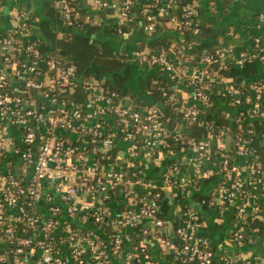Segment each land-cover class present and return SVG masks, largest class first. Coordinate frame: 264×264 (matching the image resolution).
<instances>
[{"label":"built area","instance_id":"obj_1","mask_svg":"<svg viewBox=\"0 0 264 264\" xmlns=\"http://www.w3.org/2000/svg\"><path fill=\"white\" fill-rule=\"evenodd\" d=\"M55 2L71 26L113 19L124 36L141 11L148 34L159 14L190 41L125 52L169 84L157 87L165 103L139 107L105 77L44 51L31 11L13 9L0 33V264H264L252 253L264 250V230L252 225L264 221V83L221 72L264 62V14L251 48L194 54L203 9L219 0ZM201 208L222 226L232 218L221 243L204 232Z\"/></svg>","mask_w":264,"mask_h":264},{"label":"trees","instance_id":"obj_2","mask_svg":"<svg viewBox=\"0 0 264 264\" xmlns=\"http://www.w3.org/2000/svg\"><path fill=\"white\" fill-rule=\"evenodd\" d=\"M218 5V12H208L218 20L223 17V14H220L222 11L224 14L229 12L230 7L233 5L235 0H221ZM222 5V6H221ZM43 14L45 18L41 21V28L44 33L42 39V49L46 52L60 55L61 51H65L68 55L76 58V65L79 69V73L85 77L96 76V77H105L107 84L111 88L118 92L121 97H126L131 95L130 84L133 82L132 79H135V68L132 63H129L126 60L125 52H117L114 47L106 40L101 39L100 32L106 34L116 33L117 26L114 23V20L111 19L109 22H103L101 25L96 26L92 25L89 22H83L81 26H71L61 18V15L56 6L55 0H48L45 2L43 7ZM204 15V16H203ZM137 16L140 20L135 22L132 26H125V31L129 32L130 28L133 30L137 29V34L141 36V40L147 42L148 48H158V49H169L174 47L177 49L178 44L183 41H190V38L187 36L182 29H176L170 22V18L162 17L157 14L156 17V28L152 34H148L145 31V20L141 11H137ZM202 20V32L200 35L195 38V48L193 50L194 54H200L204 50H214L222 39V43L225 45H233L239 49H246V40L242 34L229 35L228 30L226 32H220L215 39H211V34L213 32V23L212 20L206 19L205 13H202L200 16ZM53 22L55 24L53 25ZM83 26V27H82ZM64 28V33L60 37L59 30ZM248 34L253 37L251 30H247ZM125 36V35H124ZM212 40V41H211ZM216 67H219L215 64ZM148 77L142 78L143 87L150 92L147 94L149 101L152 103L163 102L165 103L166 98L162 95L161 91L157 88L159 85L163 87L169 86L167 79L162 77L156 69L150 71ZM221 72L231 79H233L236 84L242 82L246 79H255L258 74L257 63H247L244 67L239 68L234 64H230L229 68L221 69ZM257 79V78H256ZM157 80L158 84L153 81ZM130 100L139 107H144L147 100H138L136 95L130 96ZM129 100H125L124 103H128ZM150 103V104H152ZM224 106L223 99L220 98L217 100V105L211 109V112L218 113L221 108ZM220 114H218L219 116ZM211 117V116H210ZM220 124L226 123L218 117ZM192 134L191 137L200 139L203 134L201 126L197 124L191 125ZM264 152V149H261ZM206 184H204L205 186ZM202 194H195L193 198H199ZM169 205H166L164 208L163 216L167 215V209ZM213 210L211 208H204L207 211ZM167 217V216H166ZM253 226L258 227L260 233L264 230V221L255 220L252 223ZM231 233V229L227 228L224 237H227ZM3 247L0 248V251ZM171 259V258H170ZM172 260V259H171ZM174 264H180L178 261L173 262ZM5 264H16L15 258H10Z\"/></svg>","mask_w":264,"mask_h":264},{"label":"crops","instance_id":"obj_3","mask_svg":"<svg viewBox=\"0 0 264 264\" xmlns=\"http://www.w3.org/2000/svg\"><path fill=\"white\" fill-rule=\"evenodd\" d=\"M48 0H18L17 3L10 2L7 3L5 6L0 7V33H6L7 29L10 26L9 23V15L13 11L14 8L22 6L24 8H27L32 13V18L34 20V27L33 32L34 35L40 39H43L44 33L41 28V21L43 18H45L43 14V7L45 2ZM220 3L224 4V1ZM242 2V3H240ZM251 2L250 6L245 5L246 3ZM237 4H240L239 9L242 11H237L238 6ZM222 6V5H221ZM220 7H217L215 11H210L208 9H203V13H205L206 19L212 20L213 23V32L211 34V39H215L216 36L221 32H234L237 33L235 36H238V34H242L245 37L246 40V49L251 48L252 46V39L251 36L248 34L247 30H251L252 34L255 35L254 28H256L258 22H259V15L261 13L264 14V0H257L254 2L253 0H235L233 2V5L230 7L228 13H223L220 11V14H223V17L221 19H214L210 13L208 12H218ZM204 16V15H203ZM55 22H53V25ZM59 30V36L61 37L63 35L64 28L58 29ZM100 37L103 40L108 41L117 52H132L135 49L139 48V43L144 44L145 48L147 46V42L145 40H141V36L137 34V29L131 30L129 34L126 36H120L116 33L106 34L104 32H100ZM211 40V41H212ZM218 42L222 43V39ZM129 63H132L133 67L135 68V79H132V83L130 84V94L125 97L126 100H130V96L136 95L138 100H147V104L150 105L152 101H149V97H147L148 92L142 84V78L148 77L149 73H147V69L149 68L150 71L153 68H150L148 66H143L137 63L135 60H127ZM258 68V74L256 78L264 83V62H258L257 63ZM255 78V79H256ZM154 104V103H152ZM145 106H147L145 104ZM228 144H230L228 142ZM121 157L126 158V154L124 152L121 153ZM158 168H151L148 169V173L150 174L151 178L154 180H157V182H160V175H158ZM215 211L207 209L204 210V208H201V215L203 218L204 223V232L210 237L214 245H217L221 243L226 237L223 236V233H225V230L227 228L231 229L230 223L233 222L232 218H229L227 221L228 224L221 225L217 222V219L215 217ZM252 253L263 256L264 258V250L260 247H255L252 249Z\"/></svg>","mask_w":264,"mask_h":264},{"label":"water","instance_id":"obj_4","mask_svg":"<svg viewBox=\"0 0 264 264\" xmlns=\"http://www.w3.org/2000/svg\"><path fill=\"white\" fill-rule=\"evenodd\" d=\"M126 35H127V34H125V36H126ZM61 54L64 55V56H66L69 60H71V61H73V62H76V58L73 57V56L68 55L65 51H61ZM166 202H167V199H165V200L163 201V204H162V207H161V208L164 207V204H165Z\"/></svg>","mask_w":264,"mask_h":264},{"label":"rangeland","instance_id":"obj_5","mask_svg":"<svg viewBox=\"0 0 264 264\" xmlns=\"http://www.w3.org/2000/svg\"><path fill=\"white\" fill-rule=\"evenodd\" d=\"M253 1L256 2L257 0H253ZM240 3H242V2H240ZM250 3H251V2L246 3V5H245L244 8H246L247 6H250ZM236 6H238V8H237V11H238V12H239V11H242V10L239 9L240 4H237ZM132 31H133V30H132ZM138 47H139V48H143V47H144V44L139 43V46H138Z\"/></svg>","mask_w":264,"mask_h":264}]
</instances>
